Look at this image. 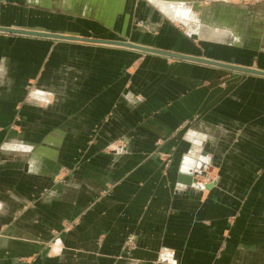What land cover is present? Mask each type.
Segmentation results:
<instances>
[{
	"label": "crops",
	"instance_id": "1",
	"mask_svg": "<svg viewBox=\"0 0 264 264\" xmlns=\"http://www.w3.org/2000/svg\"><path fill=\"white\" fill-rule=\"evenodd\" d=\"M0 27L264 71V0H0ZM0 264H264V75L0 31Z\"/></svg>",
	"mask_w": 264,
	"mask_h": 264
},
{
	"label": "water",
	"instance_id": "2",
	"mask_svg": "<svg viewBox=\"0 0 264 264\" xmlns=\"http://www.w3.org/2000/svg\"><path fill=\"white\" fill-rule=\"evenodd\" d=\"M0 31L3 32H8V33H17V34H26V35H35V36H43V37H50V38H61V39H73V40H84V41H90V42H98V43H108V44H115L119 46H124V47H130L133 49H137L140 51L144 52H150V53H156L159 55H164L167 57H172V58H177V59H187V60H192V61H197L201 63H206V64H211V65H216L219 67L227 68L230 70H236L240 72H245V73H254V74H259V75H264V71L251 68V67H244L232 63H226V62H220V61H215L211 59H206L204 57H196V56H189V55H183L179 53H173L169 51H163L160 49H155L151 47H146L144 45L128 42V41H109V40H98V39H91L87 37H76L74 35L70 34H60V33H52L48 32L42 29H32V28H15V27H0ZM195 174H198L197 172ZM179 180L184 181L186 183H191L193 180V177L190 173H182L179 172L178 174Z\"/></svg>",
	"mask_w": 264,
	"mask_h": 264
},
{
	"label": "rangeland",
	"instance_id": "3",
	"mask_svg": "<svg viewBox=\"0 0 264 264\" xmlns=\"http://www.w3.org/2000/svg\"><path fill=\"white\" fill-rule=\"evenodd\" d=\"M150 2H152L153 0H149ZM155 1V0H154ZM169 1H175V0H169ZM237 1H240V0H237ZM198 20V19H197ZM32 89L30 86L27 87V94H30L32 93ZM164 143L160 142L159 141V144L157 146V148L155 149V151H153L151 153L152 156H154L162 165V168L164 171H167L171 166L172 164L175 162V159H176V147L174 145H171L167 148H164ZM109 148V145L105 147V150H108ZM194 154H200V155H204L205 153L201 152V153H192L190 151H188L187 153H183L179 159V164L181 167H183L186 163H188L189 161H191V163H194L196 162V157L194 156ZM66 170V169H64ZM183 170V169H182ZM204 170V169H203ZM184 171V170H183ZM194 170L192 169V166L191 168L188 170V173L189 172H193ZM198 174H195V177H202V178H206V182L207 184H210L212 182V179L209 178V173L212 171V167L208 166L206 170H204L203 173H201L200 171L196 170ZM206 175H208L206 177ZM58 177V175H57ZM203 180V179H202ZM197 182H199L198 180H196ZM204 187H206V184L204 185ZM130 236V235H128ZM133 243H134V237H133V241L131 244L128 245V247H131L133 246ZM127 245V244H126Z\"/></svg>",
	"mask_w": 264,
	"mask_h": 264
},
{
	"label": "bare ground",
	"instance_id": "4",
	"mask_svg": "<svg viewBox=\"0 0 264 264\" xmlns=\"http://www.w3.org/2000/svg\"><path fill=\"white\" fill-rule=\"evenodd\" d=\"M162 6L164 7L166 13H169L170 15H173V9H172V8H169V5H167V4H162ZM166 9H168V10H166ZM177 13H179V11H177ZM15 28H17V27H15ZM114 45H115V44H114ZM117 46H119V45H117ZM122 47H124V46H122ZM128 48H130V47H128ZM142 52H144V51H142ZM144 53H145V52H144ZM183 172H184V171H183ZM196 172H197V171L194 170L193 172H189V173H191L192 176H193V175H195ZM181 182H184V181L181 180ZM185 183H186V182H185ZM187 184H189V183H187Z\"/></svg>",
	"mask_w": 264,
	"mask_h": 264
},
{
	"label": "built area",
	"instance_id": "5",
	"mask_svg": "<svg viewBox=\"0 0 264 264\" xmlns=\"http://www.w3.org/2000/svg\"><path fill=\"white\" fill-rule=\"evenodd\" d=\"M132 241H133V236L130 235V236H128L127 239H126V244L129 245V244L132 243Z\"/></svg>",
	"mask_w": 264,
	"mask_h": 264
}]
</instances>
